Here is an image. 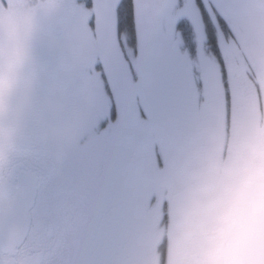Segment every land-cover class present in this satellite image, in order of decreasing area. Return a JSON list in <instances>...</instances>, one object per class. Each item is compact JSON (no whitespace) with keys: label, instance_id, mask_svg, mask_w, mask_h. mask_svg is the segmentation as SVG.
I'll return each instance as SVG.
<instances>
[{"label":"snow or ice","instance_id":"obj_1","mask_svg":"<svg viewBox=\"0 0 264 264\" xmlns=\"http://www.w3.org/2000/svg\"><path fill=\"white\" fill-rule=\"evenodd\" d=\"M20 2L24 37L0 23V254L113 264L146 160L197 115L195 22L223 60L217 28L235 38L242 0Z\"/></svg>","mask_w":264,"mask_h":264},{"label":"rangeland","instance_id":"obj_2","mask_svg":"<svg viewBox=\"0 0 264 264\" xmlns=\"http://www.w3.org/2000/svg\"><path fill=\"white\" fill-rule=\"evenodd\" d=\"M211 2L217 4L222 11L225 10V0ZM0 4H3L0 6V23H3L5 33L15 44L26 34L32 22L31 16L22 8L20 0H12L11 7L7 6V0H0ZM226 14L229 16L235 38L227 29L221 31L219 27L217 28L223 60H217L208 50L204 31L200 30L197 33L195 26L197 52L191 63L198 69L199 80L203 81V87L199 91L200 103L196 117L178 143L160 145L158 148L160 162L158 163L155 157L149 158L140 175L139 179L142 180L139 183L147 189L146 195L150 199L149 208L156 211L158 218L162 205L166 202L171 206L172 197L191 182V177L187 175L183 165L182 151L186 152L190 159V170L200 167L201 165L196 163L197 158L204 151H207L208 156H211L212 151L213 153L218 151L221 132L226 125L227 128L224 127L226 133L217 158L222 155L226 143L228 152L223 162L228 163L227 171L225 173L222 170L220 175L216 173L217 178H212L208 182L209 191L217 195L219 190V194L222 195L223 192L229 193L231 190L234 197H240L241 188L247 185L243 193L252 200L253 195L264 191V173L260 175L258 173V178L253 176L250 180L253 186L250 189L252 184H247L250 176L246 170V161L244 165L241 163L242 157L244 159L252 157L254 161L258 154L264 155V145L252 143L246 136L249 132L246 131L247 124L251 121L256 127L254 124L259 123V141L264 143V0H242L236 13ZM179 38L180 34L177 32L175 40L177 47L182 44ZM226 80L228 91L231 92V110L227 109L229 101L224 95V92H227V84L224 87ZM9 89L10 79L5 72L0 75V95L6 97ZM258 93L260 98L257 96ZM0 110H6V103L0 102ZM200 169L199 174L195 173L196 177L204 168ZM220 178L225 179L221 186ZM154 217L153 213L152 220ZM156 221L158 222V219ZM157 222H153V225ZM262 232L264 241V231ZM151 236L152 239L149 241L153 243L157 235ZM246 243L242 245L243 250ZM168 264H171L170 260Z\"/></svg>","mask_w":264,"mask_h":264},{"label":"flooded vegetation","instance_id":"obj_3","mask_svg":"<svg viewBox=\"0 0 264 264\" xmlns=\"http://www.w3.org/2000/svg\"><path fill=\"white\" fill-rule=\"evenodd\" d=\"M218 160L222 161V155L219 156ZM245 161L246 170L250 176L247 183L252 184L250 185L251 189L253 183L250 180L253 179V176L255 175L258 178L260 173H264V155L258 154L255 156L254 161L250 157ZM141 180H138L136 187L133 189L129 219L123 228L121 243L113 264H168L169 260L171 264H263L264 250L257 261L246 262L245 254L248 242L244 250L242 245L225 250L214 244L212 240L213 232L203 237L182 239L172 230V204L169 206L165 202L161 207L158 218L156 211L149 208L150 199L146 195L147 189L139 183ZM243 190L244 187H242L240 196L242 202L245 205L254 206L258 211H263L264 191L253 195L252 200L244 195ZM219 192L217 190V195L211 193L216 199H221L225 206L234 198V192L231 190L229 193L223 192L222 195ZM153 213L155 215L154 221L152 220ZM153 222H157V224L153 225ZM259 232L262 239L263 232L260 230ZM153 234L157 237L151 243L149 240L152 239L151 235ZM199 238H204V241H199ZM262 242L264 245L263 239ZM0 264H32V258L26 255H14L12 251L5 250L3 254H0Z\"/></svg>","mask_w":264,"mask_h":264},{"label":"water","instance_id":"obj_4","mask_svg":"<svg viewBox=\"0 0 264 264\" xmlns=\"http://www.w3.org/2000/svg\"><path fill=\"white\" fill-rule=\"evenodd\" d=\"M171 204L172 230L182 239L209 235L214 230L217 216L225 207L221 199L212 196L203 180L189 183L172 197ZM263 250L264 245L258 230L248 241L246 262L257 261L262 256ZM6 251L11 250L6 249Z\"/></svg>","mask_w":264,"mask_h":264},{"label":"clouds","instance_id":"obj_5","mask_svg":"<svg viewBox=\"0 0 264 264\" xmlns=\"http://www.w3.org/2000/svg\"><path fill=\"white\" fill-rule=\"evenodd\" d=\"M258 230L264 231V211L245 205L236 196L217 216L212 240L226 250L248 242Z\"/></svg>","mask_w":264,"mask_h":264},{"label":"trees","instance_id":"obj_6","mask_svg":"<svg viewBox=\"0 0 264 264\" xmlns=\"http://www.w3.org/2000/svg\"><path fill=\"white\" fill-rule=\"evenodd\" d=\"M195 26H196V32L198 33L200 30H203L204 31V25H202L200 22H199V20L197 19L196 20V22H195ZM227 32V31H226ZM204 34H205V31H204ZM208 46V45H207ZM209 50V49H208ZM210 51V50H209ZM211 52V51H210ZM216 58H217V60H219V54H217L216 56H215ZM225 82V81H224ZM226 84H227V80H226V82L224 83V87L226 86ZM226 88H227V92H224V95H225V97L227 98V100L229 101V106L227 107V109L228 110H231V103H232V100H231V92H229L228 91V84H227V86H226ZM221 93V92H220ZM258 98H260L259 97V93H258ZM260 109H262L261 107H260ZM226 125V124H225ZM256 127H254L253 126V123L250 121L248 124H247V129H246V131L248 130L249 132L246 134V136H247V140L249 139L252 143H256L257 145H264V143L262 142V143H260L261 141H259L260 140V136L258 135L259 134V123H255L254 124ZM224 127H226L227 128V125L226 126H223V129H222V135H221V143L219 144V147H218V151H220L219 149H221V147H222V144H223V140H224V135H225V133H226V130H224L225 128ZM256 145V146H257ZM182 148H184L183 146H182ZM227 148H228V146H226V143H225V145H224V151H223V153H222V161L220 162L219 160H218V158H217V155H218V151H215L214 153H213V151H212V154H211V156L209 157L208 155H207V151L205 152H202L201 154H200V156L197 158V160H196V163H199L201 166L200 167H195L194 169H192L191 168V170H190V159L187 157V154H186V152H183L182 150V159H183V165H184V168H185V170H186V173H187V175L188 176H190L191 177V180L190 181H195V180H203V181H205L206 182V184L210 181V180H212V178H217L215 175H216V173H219V175H220V173L222 172V170H223V172H225L226 173V171H227V162H223V159H224V156H226L227 155V152H228V150H227ZM256 150V149H255ZM255 150H253V152L255 151ZM241 153V151H239V154ZM252 158V157H251ZM226 159V158H225ZM244 162H245V159L242 157V161H241V163H243V165H244ZM221 164V165H220ZM219 165L221 166V169H219ZM226 166V167H223V166ZM245 165H246V163H245ZM200 168H204L203 169V171H202V173H200V175L198 176V177H196L195 176V173L196 174H199V171L201 170ZM219 169V170H218ZM243 169V168H242ZM239 170L241 171V168L239 167ZM218 171V172H217ZM205 174V175H204ZM194 175V176H193ZM201 176V177H200ZM223 180H225L224 178L223 179H219V185L221 186V184H222V181ZM248 184V183H247ZM247 187V185L245 186L244 185V188H246ZM241 190H242V188H241ZM227 193V192H226ZM201 239V240H200ZM199 241H204V238H199Z\"/></svg>","mask_w":264,"mask_h":264},{"label":"crops","instance_id":"obj_7","mask_svg":"<svg viewBox=\"0 0 264 264\" xmlns=\"http://www.w3.org/2000/svg\"><path fill=\"white\" fill-rule=\"evenodd\" d=\"M179 40H180V38H179Z\"/></svg>","mask_w":264,"mask_h":264}]
</instances>
